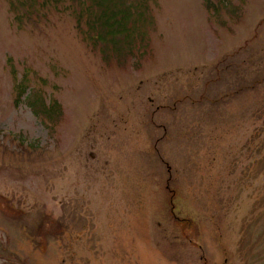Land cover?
<instances>
[{
  "label": "rangeland",
  "instance_id": "1",
  "mask_svg": "<svg viewBox=\"0 0 264 264\" xmlns=\"http://www.w3.org/2000/svg\"><path fill=\"white\" fill-rule=\"evenodd\" d=\"M41 1L0 0V264H264V0H152L128 57Z\"/></svg>",
  "mask_w": 264,
  "mask_h": 264
},
{
  "label": "trees",
  "instance_id": "2",
  "mask_svg": "<svg viewBox=\"0 0 264 264\" xmlns=\"http://www.w3.org/2000/svg\"><path fill=\"white\" fill-rule=\"evenodd\" d=\"M35 1L20 0L13 5L24 8L26 14L34 12L32 6L35 5ZM54 1L53 4H57L60 0ZM70 2L72 5L75 4L73 14L78 22L84 19L89 40L93 44L100 43L104 55L128 57L134 56L135 51L146 49L148 27L154 25L150 6L152 0H70ZM204 4L208 11L216 8L210 0H205ZM40 5L47 3L44 0ZM11 74L16 92L15 103H18L24 96L27 97V77L23 75L22 78H18L12 65ZM34 108L36 115H41L52 122V116L59 112L60 105L56 101L45 103L41 97L34 102Z\"/></svg>",
  "mask_w": 264,
  "mask_h": 264
}]
</instances>
